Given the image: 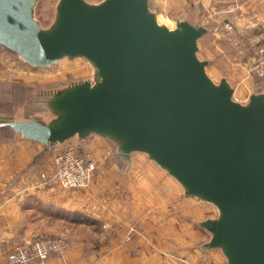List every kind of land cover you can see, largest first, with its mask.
<instances>
[{"label": "water", "instance_id": "obj_1", "mask_svg": "<svg viewBox=\"0 0 264 264\" xmlns=\"http://www.w3.org/2000/svg\"><path fill=\"white\" fill-rule=\"evenodd\" d=\"M36 2L0 0V44L33 67L83 57L95 83L54 92L49 123L0 127L45 145L97 134L126 159L146 153L187 195L219 209L201 224L212 235L206 249L228 264H264V93L234 101L229 82L216 84L198 57L206 27L161 25L149 0H60L50 29L34 18Z\"/></svg>", "mask_w": 264, "mask_h": 264}, {"label": "crops", "instance_id": "obj_2", "mask_svg": "<svg viewBox=\"0 0 264 264\" xmlns=\"http://www.w3.org/2000/svg\"><path fill=\"white\" fill-rule=\"evenodd\" d=\"M217 1L149 0V6L175 22L208 30L202 19L214 12ZM17 135L11 142L0 140V264H8L15 244L58 233L72 247L31 264L225 263L218 249L205 248L212 235L201 226L211 218L204 207L152 161L132 153L126 159L109 146L111 153L103 155L88 187L45 185L36 159L43 158L47 145ZM85 139L87 146L79 145L83 152L107 146L100 135Z\"/></svg>", "mask_w": 264, "mask_h": 264}, {"label": "rangeland", "instance_id": "obj_3", "mask_svg": "<svg viewBox=\"0 0 264 264\" xmlns=\"http://www.w3.org/2000/svg\"><path fill=\"white\" fill-rule=\"evenodd\" d=\"M59 1L37 0L34 5V18L43 29H50L55 23ZM99 1L88 2L98 4ZM216 4L214 12L202 19L208 25V30L198 41L197 54L201 60L208 62L206 72L209 77L216 84L226 79L234 90V101L246 105L252 95L264 93V77H257L253 72V67L264 48V1L260 3L256 0H218ZM155 14L164 25L176 29L177 22L174 18L167 17L163 12ZM96 72L95 66L83 57L74 59L65 57L50 67H33L17 53L0 44V114L6 112L17 120L37 117L49 123L57 118L48 107V101L53 93L84 81L95 83ZM96 136L97 134H90V137ZM16 138L18 135L9 130L0 133V140L11 142ZM67 141L87 146L86 139L81 140L78 136ZM67 141L47 145L43 158L40 156L36 159L41 161L36 167L43 172L51 171L55 155L65 147ZM106 141L105 148L97 146L96 151L90 152L97 159L98 165L105 159L104 154L111 153L108 151L109 146L113 153L117 151L118 145L115 141L111 139ZM132 154L158 165L144 152ZM104 164L106 163L103 162ZM196 199L199 205L204 207L207 215L212 219L219 218L220 211L213 203ZM55 235L67 237L63 233ZM72 245L71 241V247ZM199 261L205 260L196 262ZM207 261L210 264H217L212 260ZM223 264H228L226 256Z\"/></svg>", "mask_w": 264, "mask_h": 264}, {"label": "built area", "instance_id": "obj_4", "mask_svg": "<svg viewBox=\"0 0 264 264\" xmlns=\"http://www.w3.org/2000/svg\"><path fill=\"white\" fill-rule=\"evenodd\" d=\"M257 77H264V48L253 67ZM98 170V161L90 153L82 151L74 142L67 141L52 162V170L41 174L45 185L58 184L66 189H83L90 185ZM71 248V241L63 235L34 237L15 244L8 252L9 264H29L44 261L49 256L64 253ZM194 264H210L207 260Z\"/></svg>", "mask_w": 264, "mask_h": 264}, {"label": "trees", "instance_id": "obj_5", "mask_svg": "<svg viewBox=\"0 0 264 264\" xmlns=\"http://www.w3.org/2000/svg\"><path fill=\"white\" fill-rule=\"evenodd\" d=\"M15 118L11 115H8L6 114V112H3L0 114V123H4V122H7V121H11V120H14ZM29 119V118H27ZM32 119V118H30ZM5 130H9L11 132H13L14 134H16L11 128L9 127H0V133L3 134V132H5Z\"/></svg>", "mask_w": 264, "mask_h": 264}, {"label": "bare ground", "instance_id": "obj_6", "mask_svg": "<svg viewBox=\"0 0 264 264\" xmlns=\"http://www.w3.org/2000/svg\"><path fill=\"white\" fill-rule=\"evenodd\" d=\"M157 20H158L159 24L164 25L160 19L157 18ZM165 25H166V24H165ZM166 26H167V25H166ZM169 28H170V27H169ZM170 29H171V28H170Z\"/></svg>", "mask_w": 264, "mask_h": 264}]
</instances>
